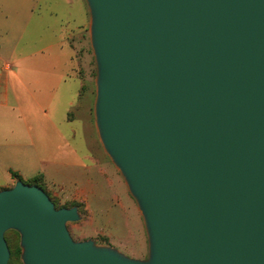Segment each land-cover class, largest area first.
<instances>
[{"label": "water", "instance_id": "1", "mask_svg": "<svg viewBox=\"0 0 264 264\" xmlns=\"http://www.w3.org/2000/svg\"><path fill=\"white\" fill-rule=\"evenodd\" d=\"M98 137L137 204L148 257L75 241L78 207L0 191L23 264H264V0H85Z\"/></svg>", "mask_w": 264, "mask_h": 264}, {"label": "crops", "instance_id": "2", "mask_svg": "<svg viewBox=\"0 0 264 264\" xmlns=\"http://www.w3.org/2000/svg\"><path fill=\"white\" fill-rule=\"evenodd\" d=\"M3 25L0 4V38ZM64 26L59 21L54 38L47 40L45 35H30L34 50L15 53L14 49L9 61L0 53V189L15 186L12 173L24 180L41 176L46 193L75 195V202L91 204L95 193L89 176L75 183L73 190L58 182L69 171L84 173L97 166L99 200L104 188L101 175L114 173L101 163L99 149L94 151L96 156L85 147L83 126L78 118L71 119L81 82L72 73L70 30ZM47 182L57 188L50 189Z\"/></svg>", "mask_w": 264, "mask_h": 264}, {"label": "rangeland", "instance_id": "3", "mask_svg": "<svg viewBox=\"0 0 264 264\" xmlns=\"http://www.w3.org/2000/svg\"><path fill=\"white\" fill-rule=\"evenodd\" d=\"M0 4L4 23L0 53L8 61L14 55V49L15 53L28 52L32 47L34 50L30 35H45L46 40L50 36L54 38L56 29H59V21L65 25L66 30H70V46L73 50L72 73L81 82L79 100L70 116L71 119L78 118L83 126L82 138L85 147L93 152L99 149L102 157L99 154L98 157H101V163L106 169H114L113 175H101L104 188L99 200L97 197L101 188L97 166L84 173L69 171L58 179V182L63 181L62 184L67 190H73L75 183L85 182L84 179L89 176L93 182V194L95 193L91 196V204L75 202V195L54 191L47 193L57 209L79 208L81 221L68 224L71 237L78 242L92 240L99 246L115 248L133 259H147L148 237L144 221L121 174L106 155L96 129L94 107L97 68L90 44V13L85 0H0ZM30 10H35L36 14L32 15ZM49 28L51 31L48 33ZM94 155L97 156L95 152ZM20 179L28 185L34 182L31 178ZM37 182L44 185L42 180ZM47 186L50 189L57 188L51 182H47ZM5 239L10 250L8 264H23L19 233L9 231Z\"/></svg>", "mask_w": 264, "mask_h": 264}, {"label": "trees", "instance_id": "4", "mask_svg": "<svg viewBox=\"0 0 264 264\" xmlns=\"http://www.w3.org/2000/svg\"><path fill=\"white\" fill-rule=\"evenodd\" d=\"M12 175L17 181L21 180L20 177L17 174L12 173ZM38 180H42L43 181V178L41 176L35 177V178H33L34 182H32L31 184L35 185V186H39V187H41L44 190L43 184L38 183L37 182Z\"/></svg>", "mask_w": 264, "mask_h": 264}]
</instances>
